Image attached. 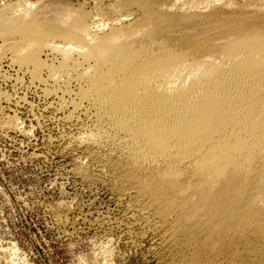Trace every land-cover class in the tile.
Listing matches in <instances>:
<instances>
[{"label": "bare ground", "instance_id": "bare-ground-1", "mask_svg": "<svg viewBox=\"0 0 264 264\" xmlns=\"http://www.w3.org/2000/svg\"><path fill=\"white\" fill-rule=\"evenodd\" d=\"M113 1L0 5V73L71 97L171 264H264V0Z\"/></svg>", "mask_w": 264, "mask_h": 264}, {"label": "rangeland", "instance_id": "rangeland-1", "mask_svg": "<svg viewBox=\"0 0 264 264\" xmlns=\"http://www.w3.org/2000/svg\"><path fill=\"white\" fill-rule=\"evenodd\" d=\"M17 1L23 0L0 5ZM96 1L70 0L93 14L97 5L116 2ZM1 69L0 92L8 99H0V264H171L163 233L118 184L114 167L78 147L89 121L82 114L66 118L71 97H47V85L7 61ZM8 117L26 135L4 126Z\"/></svg>", "mask_w": 264, "mask_h": 264}]
</instances>
